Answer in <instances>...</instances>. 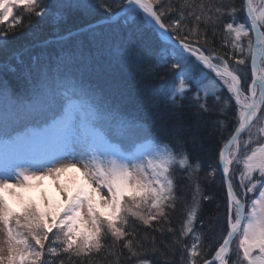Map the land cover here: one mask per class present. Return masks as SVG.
Here are the masks:
<instances>
[{
    "label": "snow or ice",
    "instance_id": "snow-or-ice-1",
    "mask_svg": "<svg viewBox=\"0 0 264 264\" xmlns=\"http://www.w3.org/2000/svg\"><path fill=\"white\" fill-rule=\"evenodd\" d=\"M101 11L72 48L32 23ZM3 24L0 264H264V0H0ZM45 178L59 199L25 195Z\"/></svg>",
    "mask_w": 264,
    "mask_h": 264
},
{
    "label": "trees",
    "instance_id": "trees-1",
    "mask_svg": "<svg viewBox=\"0 0 264 264\" xmlns=\"http://www.w3.org/2000/svg\"><path fill=\"white\" fill-rule=\"evenodd\" d=\"M207 3L208 0H205ZM103 20V13L102 11L99 14H94L91 17H84L80 13H70L67 18L58 26L53 25L50 21H44L40 22L36 20V18H33L32 23L39 27L40 29V38L43 39H50L52 43L49 45L50 50H56L59 47L64 48H72L79 45H87L88 44V37L83 34H77L73 36H68L64 40H57V36H67V33L73 32L76 33L77 30L87 22L95 23L97 21ZM25 23H27V20H25ZM7 24L0 25V27H7ZM209 35H211V32H209ZM27 37L24 34H21L19 36V39L17 40V43H21L26 41ZM220 41L215 40L214 46H219ZM223 54V53H221ZM3 56L0 54V59H2ZM231 63H234V61H231ZM248 72L250 75V61H249V68ZM226 93V89L224 90ZM211 103V101H209ZM225 135L227 136V131L225 132ZM246 135V134H245ZM226 143L224 140H220L217 138L215 142L212 144H206L204 147V151L201 153V157L203 160L212 163L214 161L218 160V151L221 146H223ZM203 175V173H201ZM221 173L216 176L215 184L212 185L211 190L208 194L215 196V201L213 207L216 203H223L226 199V188L223 185V181L221 179ZM235 183H238L237 181ZM207 207V206H206ZM221 212H223V209H221ZM206 214V213H205ZM144 227L141 226V236H143ZM159 234H157L158 236ZM151 239V237L149 238ZM209 240L213 239L211 235L208 237ZM119 251V249H117ZM177 260L179 259V255L177 254ZM66 259V258H65ZM154 259V257H153Z\"/></svg>",
    "mask_w": 264,
    "mask_h": 264
},
{
    "label": "rangeland",
    "instance_id": "rangeland-1",
    "mask_svg": "<svg viewBox=\"0 0 264 264\" xmlns=\"http://www.w3.org/2000/svg\"><path fill=\"white\" fill-rule=\"evenodd\" d=\"M63 179L64 178H62V182H63ZM42 192L54 200L59 199V194L56 191L54 181H52L48 178H45L44 180L40 181L38 187L29 189L25 193V195L27 197L31 198L32 200L38 201ZM2 238H3V233H0V239H2Z\"/></svg>",
    "mask_w": 264,
    "mask_h": 264
}]
</instances>
